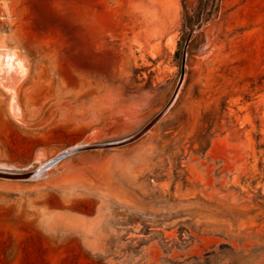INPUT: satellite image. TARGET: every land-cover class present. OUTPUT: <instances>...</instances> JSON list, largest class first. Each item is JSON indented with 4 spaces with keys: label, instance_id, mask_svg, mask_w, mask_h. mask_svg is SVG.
<instances>
[{
    "label": "rangeland",
    "instance_id": "obj_1",
    "mask_svg": "<svg viewBox=\"0 0 264 264\" xmlns=\"http://www.w3.org/2000/svg\"><path fill=\"white\" fill-rule=\"evenodd\" d=\"M184 42L181 0H0V168L137 131ZM0 264H264V0L222 1L140 140L0 178Z\"/></svg>",
    "mask_w": 264,
    "mask_h": 264
},
{
    "label": "water",
    "instance_id": "obj_2",
    "mask_svg": "<svg viewBox=\"0 0 264 264\" xmlns=\"http://www.w3.org/2000/svg\"><path fill=\"white\" fill-rule=\"evenodd\" d=\"M190 41H191V34L187 36L183 44L182 52H181V61H180V72L170 97L168 98L166 103L162 106V108L159 111H157L155 114H153L151 118L137 131H135L134 133H132L127 137L114 141L100 142V143L83 141L77 143L73 146L67 147L66 149L62 150L57 155L52 157L51 159L42 162L41 164H39L38 167L29 171L18 172V171H12L10 169L0 168V178L6 180H19V181L37 180L43 178L45 175H47L48 171L53 166H55L57 163H59L60 161H62L63 159L69 156L90 150L121 148L140 140L142 137H144L147 133L151 131V129L169 112V110L175 104L186 79V62H187L188 47Z\"/></svg>",
    "mask_w": 264,
    "mask_h": 264
},
{
    "label": "trees",
    "instance_id": "obj_3",
    "mask_svg": "<svg viewBox=\"0 0 264 264\" xmlns=\"http://www.w3.org/2000/svg\"><path fill=\"white\" fill-rule=\"evenodd\" d=\"M222 1L195 0L194 4L190 5L187 0H181L183 41L189 34H191V43L202 35L205 27L220 15Z\"/></svg>",
    "mask_w": 264,
    "mask_h": 264
},
{
    "label": "bare ground",
    "instance_id": "obj_4",
    "mask_svg": "<svg viewBox=\"0 0 264 264\" xmlns=\"http://www.w3.org/2000/svg\"><path fill=\"white\" fill-rule=\"evenodd\" d=\"M134 133V132H133Z\"/></svg>",
    "mask_w": 264,
    "mask_h": 264
}]
</instances>
